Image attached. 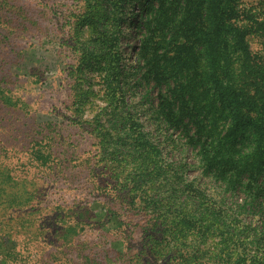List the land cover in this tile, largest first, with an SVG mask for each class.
<instances>
[{"label": "rangeland", "instance_id": "374dc122", "mask_svg": "<svg viewBox=\"0 0 264 264\" xmlns=\"http://www.w3.org/2000/svg\"><path fill=\"white\" fill-rule=\"evenodd\" d=\"M120 6L105 20L103 1L0 0V264H264V0ZM105 29L115 98L102 47L73 73ZM163 55L183 84L144 97L132 67L153 75ZM237 81L261 83V107L236 103ZM109 111L129 116L111 129Z\"/></svg>", "mask_w": 264, "mask_h": 264}, {"label": "trees", "instance_id": "16d2710c", "mask_svg": "<svg viewBox=\"0 0 264 264\" xmlns=\"http://www.w3.org/2000/svg\"><path fill=\"white\" fill-rule=\"evenodd\" d=\"M95 4H97L98 2H105L107 4L110 5V8L108 9V13L105 12V20H111V19H117L118 16H114V12L116 11H120L121 9V3L123 2V0H93ZM198 8H202L201 6H198ZM86 17V12L84 11L81 15L80 18L82 20V28L83 26L87 25L88 29H90V25L89 23H87V20L85 19ZM111 28H113V25H110ZM200 20L197 18V15L192 14L191 18H186L184 19L183 22V29H189V28H194V31L199 30L200 28ZM137 28V27H136ZM238 32H244L242 30H238ZM86 30L81 31V34H85ZM80 35V34H79ZM100 40L99 43L97 45H92L93 42H86L87 45L84 47H81L82 52L81 54L78 56V58H80L75 66V69L73 71V73H77L78 75L81 74V66H85V59L89 56V55H97L99 54V51H97V47H102V54H104L105 59L103 60V62H105L106 64V70H105V78H104V84L106 85V89H104V91L110 96V98H115L114 93L118 90V89H122L124 86L123 83V79H118L117 80V73L115 74V54L118 52L117 49V37H113V34L109 31V30H103V32L100 35ZM80 44L78 43V39L76 37L75 39V45ZM84 44V42H83ZM113 48H112V47ZM245 46L247 47V45L245 44ZM133 50H130V53ZM114 52V53H113ZM245 52L247 53V56H249V50L247 51L245 49ZM251 53L250 56L247 58V62H251ZM170 61H171V57L170 55H163L162 57V63L163 66L158 68L156 65L154 64H150L148 65L147 69L149 71L153 72V75H151L147 70H144L141 65L139 66H134L133 68V73L132 75L134 76V83L138 86H146L144 87V93L143 96L144 97H149L150 93H151V89L152 88H156L157 87V94L159 92L162 91L163 88H169L172 87V85L177 84L179 86H182L183 82L180 79V68L177 67L176 65H171L170 66ZM136 63H139L138 59H136ZM135 63V64H136ZM138 65V64H137ZM142 68V70L140 69ZM34 70V69H33ZM30 74H32V72L29 71ZM39 73V72H37ZM40 75V73L38 74ZM151 80H153L154 83L151 84ZM261 83L258 81L255 83V86L257 89H255V91L251 88H253L252 84L250 83H245V82H239L237 81L236 83H234L231 87V90L233 92V94L236 97L235 101L236 103L239 105L243 100H250L251 105L253 106L254 109H258L259 107H261V104L258 102L259 100L254 98V94L256 96V90H258V88L260 87ZM147 85H150L147 87ZM112 93V96H111ZM6 98V96L4 95V91L0 89V101H4ZM4 103V102H2ZM6 106L10 105H16L15 103L13 104H8V103H4ZM8 104V105H7ZM119 107H115V109H118ZM239 109V108H238ZM127 111H109V128L114 129L118 126H123L124 123L126 122V118L129 116L128 113H126ZM93 123L92 121L90 122V124H92V127L95 131H98L101 127V123L99 120L94 119ZM32 138V137H31ZM43 141V140H42ZM102 141L100 140L99 143H101ZM34 158H44L45 156V152L42 149H39L38 151H35L32 153ZM32 155L31 158L32 159ZM36 155V156H35ZM19 161V160H17ZM253 165L261 172L264 170V159H262L259 162H255L253 163ZM8 169V167H7ZM3 173L5 174L4 177H0L1 181H0V189L5 190V186L6 188H9V184H8V180H10V171L8 170H4L3 169ZM264 186V185H263ZM4 187V188H3ZM5 201V200H3ZM248 207L253 206V204L250 201H247V199H245L244 201ZM254 207V206H253ZM263 213V218H264V211Z\"/></svg>", "mask_w": 264, "mask_h": 264}]
</instances>
